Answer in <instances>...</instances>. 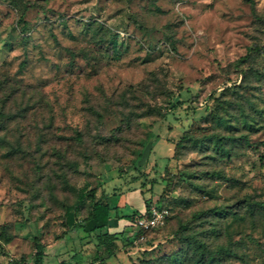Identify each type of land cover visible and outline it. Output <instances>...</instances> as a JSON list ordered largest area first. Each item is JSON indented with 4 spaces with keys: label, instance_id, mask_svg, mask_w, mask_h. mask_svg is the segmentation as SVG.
<instances>
[{
    "label": "rangeland",
    "instance_id": "obj_1",
    "mask_svg": "<svg viewBox=\"0 0 264 264\" xmlns=\"http://www.w3.org/2000/svg\"><path fill=\"white\" fill-rule=\"evenodd\" d=\"M93 186L112 219L169 211L119 232L123 264H195L193 239L204 264H264V0H0V264L35 241L42 264L100 263L64 226Z\"/></svg>",
    "mask_w": 264,
    "mask_h": 264
},
{
    "label": "trees",
    "instance_id": "obj_2",
    "mask_svg": "<svg viewBox=\"0 0 264 264\" xmlns=\"http://www.w3.org/2000/svg\"><path fill=\"white\" fill-rule=\"evenodd\" d=\"M109 41L111 43H115L114 38L111 36ZM259 45L257 43L252 44V46L248 49V52L240 58V61H244L249 53L252 51H258ZM217 121L225 122V118L220 115L215 116ZM242 123L247 127L251 128V122L243 119ZM209 140H212L217 145L218 150H221L222 153L227 154L228 150L223 145V138L219 135L212 134L208 136ZM196 140L192 138L190 135H183L176 143L174 148V154L177 153V149L183 147L188 142H195ZM227 150V151H226ZM99 191V194H97ZM110 195L106 190H98L96 186L90 187L88 189L81 188L77 191L76 198L72 203H68L64 205V226L68 229L71 228H79L82 232H84L87 236H91L94 234L95 238V251L98 253L96 259L100 261V264H103L102 256L106 254L107 256H111L115 254L117 249V240L120 238V234L117 232H109L107 230L110 220L112 219V210L116 208V205H112L110 203ZM87 203L86 213L81 218H77V212ZM150 206V203L147 202L146 209ZM258 206L264 208V202H258ZM140 214H137V216ZM118 218L119 216H115ZM127 219L134 220L136 216L133 215H125ZM168 220V219H167ZM166 220V222H167ZM185 226H180V230H184ZM187 240V237H184ZM6 241H9V237H6ZM196 244L194 245L195 250L197 251V259L195 260V264H204L206 259L209 258L210 261H215L216 258L213 253H208L210 256L206 257L203 248H205V244L197 242L193 239ZM192 240V241H193ZM189 242V241H188ZM36 252L34 254V263L42 264V259L44 255L43 246L35 241ZM176 261H178L176 259ZM180 261V260H179ZM182 261L179 262L181 264ZM217 260V264H218Z\"/></svg>",
    "mask_w": 264,
    "mask_h": 264
},
{
    "label": "built area",
    "instance_id": "obj_3",
    "mask_svg": "<svg viewBox=\"0 0 264 264\" xmlns=\"http://www.w3.org/2000/svg\"><path fill=\"white\" fill-rule=\"evenodd\" d=\"M169 216V211L165 207H157L155 205H150L148 209L145 210L136 217L132 225L135 228L136 236L135 238L138 241H141L145 238L146 232H149L155 228L161 227L165 224ZM13 258H9L4 264H12ZM94 264H100L95 262Z\"/></svg>",
    "mask_w": 264,
    "mask_h": 264
},
{
    "label": "crops",
    "instance_id": "obj_4",
    "mask_svg": "<svg viewBox=\"0 0 264 264\" xmlns=\"http://www.w3.org/2000/svg\"><path fill=\"white\" fill-rule=\"evenodd\" d=\"M118 204L123 207L125 204H127V201L121 200V198L119 197ZM137 210L139 211V213H142L145 210V208L143 206ZM115 216H117V215H115ZM124 216H125V214L123 216H119L118 218L114 217L113 219H111L107 230L109 232L119 233V232L123 231V229L126 225H128V224L132 225L133 220L127 219ZM117 255H119V253H116V254L111 255V256H107L105 254V257L103 258V264H123L124 263L123 261L117 260L118 259ZM121 262H123V263H121Z\"/></svg>",
    "mask_w": 264,
    "mask_h": 264
}]
</instances>
